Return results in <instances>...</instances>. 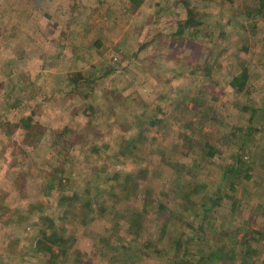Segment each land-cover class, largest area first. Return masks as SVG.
<instances>
[{
	"label": "rangeland",
	"instance_id": "374dc122",
	"mask_svg": "<svg viewBox=\"0 0 264 264\" xmlns=\"http://www.w3.org/2000/svg\"><path fill=\"white\" fill-rule=\"evenodd\" d=\"M131 6L0 0V264H264L257 0Z\"/></svg>",
	"mask_w": 264,
	"mask_h": 264
},
{
	"label": "trees",
	"instance_id": "16d2710c",
	"mask_svg": "<svg viewBox=\"0 0 264 264\" xmlns=\"http://www.w3.org/2000/svg\"><path fill=\"white\" fill-rule=\"evenodd\" d=\"M145 0H130V3L132 4L131 6V9H134L133 7H139L142 5V3L144 2ZM257 4H258V7L256 8V11L258 14H262L264 15V0H257ZM242 11V10H241ZM253 12V8L252 9H248L246 10V14H251ZM195 11L191 8V7H188L187 9V18H185L184 20H181L179 21L178 25H179V30H178V33L181 34L182 32H185L186 28L188 27H192V26H196V25H202L203 23L200 22V21H197L195 19ZM254 14V12H253ZM229 21H226L225 24L222 23L220 29H221V35L224 36L225 32L223 31L224 30V27H227ZM223 29V30H222ZM245 31V28L242 27V32ZM239 33V32H238ZM83 73H78L75 75V80H78L80 78H82V75ZM185 75V72H182L181 75L179 76H183ZM249 76H248V72L247 70L245 69L242 74L240 76H235L232 81H231V86L234 87L236 90L238 91H243L245 90L246 88V85H247V82H248V79ZM32 116L30 117H27V119H23L21 122H19L25 129H31L32 127ZM154 121H158L157 119L154 120ZM18 123V124H19ZM136 125H138V123H136ZM140 126V125H139ZM146 130V127L144 126H141V130H140V134L142 133V135L144 136V132ZM140 134L138 136V140L140 141ZM142 142V141H141ZM144 143V142H143ZM207 145L209 146V149L211 151V153H213L214 151V147L212 146V144L210 142H207ZM93 147L97 148L96 145H93ZM64 166V165H63ZM67 166V162H65V166L62 167V165L58 166L56 168V170H64V168ZM53 185H52V189H54L55 187H63L65 186V183L62 181L61 178H57V180L53 181ZM70 189H71V194L68 195V197L66 198L67 200L66 201H69V200H76L78 199L81 195L78 194L77 192H74L73 188L68 186ZM202 186H199V185H196V188L194 187L195 190H200ZM211 197V196H210ZM214 198V197H213ZM212 203L208 204L205 203L203 206L205 209H203L202 213V217H201V223L199 225V230H200V233L201 234H205V231L207 230V227L211 228L213 226V223L211 221H209V218H208V212L211 208H213V205L217 204L218 201H219V198H216V199H212ZM91 201L87 202V203H90ZM192 204V203H191ZM103 206V204H102ZM198 213V212H197ZM203 237V236H201ZM177 254H180L181 256H183L180 252L177 253ZM216 254L213 252L212 253V256H215ZM247 259H245L243 262H241V264H247ZM179 264H185V261H184V257L180 258L179 259Z\"/></svg>",
	"mask_w": 264,
	"mask_h": 264
}]
</instances>
